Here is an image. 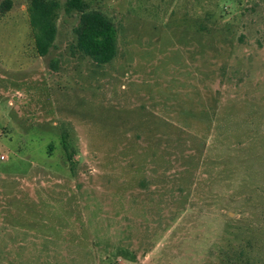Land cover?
Segmentation results:
<instances>
[{"label":"rangeland","instance_id":"1","mask_svg":"<svg viewBox=\"0 0 264 264\" xmlns=\"http://www.w3.org/2000/svg\"><path fill=\"white\" fill-rule=\"evenodd\" d=\"M0 0V264H264V0L61 4L50 52Z\"/></svg>","mask_w":264,"mask_h":264},{"label":"trees","instance_id":"2","mask_svg":"<svg viewBox=\"0 0 264 264\" xmlns=\"http://www.w3.org/2000/svg\"><path fill=\"white\" fill-rule=\"evenodd\" d=\"M61 4L59 0H31L28 14L39 56H46L53 48L58 35ZM68 14L78 12L75 28L77 48L97 64L110 63L117 55L118 30L105 13L91 9L84 0H66Z\"/></svg>","mask_w":264,"mask_h":264}]
</instances>
